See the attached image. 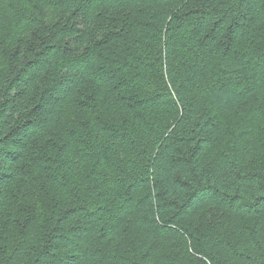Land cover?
<instances>
[{"label":"trees","instance_id":"16d2710c","mask_svg":"<svg viewBox=\"0 0 264 264\" xmlns=\"http://www.w3.org/2000/svg\"><path fill=\"white\" fill-rule=\"evenodd\" d=\"M0 264H264V0H0Z\"/></svg>","mask_w":264,"mask_h":264}]
</instances>
